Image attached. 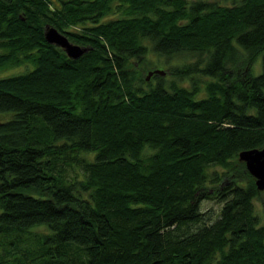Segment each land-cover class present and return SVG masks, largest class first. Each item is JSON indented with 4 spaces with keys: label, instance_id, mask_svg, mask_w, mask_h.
Segmentation results:
<instances>
[{
    "label": "trees",
    "instance_id": "trees-1",
    "mask_svg": "<svg viewBox=\"0 0 264 264\" xmlns=\"http://www.w3.org/2000/svg\"><path fill=\"white\" fill-rule=\"evenodd\" d=\"M148 53L191 62L148 82ZM8 65L27 70L0 78V264H264L238 158L264 146V0H0Z\"/></svg>",
    "mask_w": 264,
    "mask_h": 264
},
{
    "label": "water",
    "instance_id": "water-1",
    "mask_svg": "<svg viewBox=\"0 0 264 264\" xmlns=\"http://www.w3.org/2000/svg\"><path fill=\"white\" fill-rule=\"evenodd\" d=\"M44 37L47 42L60 46L69 58H78L80 54L82 55L88 51V47L72 42L64 33L48 23L45 25ZM152 74L164 75V71L161 68H154V70L148 71L146 79L150 80ZM238 158L242 162L244 161L245 167L249 170L248 172L255 178L256 188L264 191V146L263 148L242 149L238 153Z\"/></svg>",
    "mask_w": 264,
    "mask_h": 264
},
{
    "label": "rangeland",
    "instance_id": "rangeland-1",
    "mask_svg": "<svg viewBox=\"0 0 264 264\" xmlns=\"http://www.w3.org/2000/svg\"><path fill=\"white\" fill-rule=\"evenodd\" d=\"M213 2H219V3H224L226 2V4H230L232 2H234V0H210ZM237 1V0H236ZM191 62V60H186L185 59H172L170 61H166L165 57H157L154 54H149L147 55V60H145L144 62H142L140 65H137V69L138 74H140L142 77H146L148 71L154 70V68L158 69L161 68L164 71V76L165 74L167 75V71L169 69L170 66H181L185 63ZM255 66H253V73L254 74H259V71H261V62H260V58L258 57L256 62H255ZM26 67L24 65L21 66H9L8 67H4L2 69H0V78L4 77V76H10L13 74H17L18 72H24L26 71ZM168 76V75H167ZM169 78H172L170 76H168ZM150 80H147L148 82H153L155 79L153 78V74L150 76ZM12 115L11 110L10 111H0V120L1 121H5V120H9L10 117ZM262 192V198H264V191ZM256 202V207L257 209L262 210L264 208V205L261 203V201L257 200ZM221 207V204L217 201H213V200H205L203 201V204L201 205V210L206 211V212H210L213 214V216H216L217 214H219V209ZM35 231H42V232H47V229L45 227H41L39 228V230H35Z\"/></svg>",
    "mask_w": 264,
    "mask_h": 264
}]
</instances>
